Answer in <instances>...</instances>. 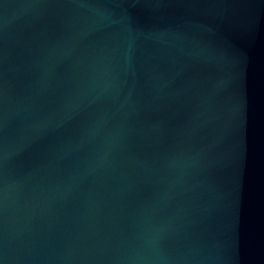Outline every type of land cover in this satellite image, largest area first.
Returning <instances> with one entry per match:
<instances>
[{
    "label": "water",
    "instance_id": "95a60500",
    "mask_svg": "<svg viewBox=\"0 0 264 264\" xmlns=\"http://www.w3.org/2000/svg\"><path fill=\"white\" fill-rule=\"evenodd\" d=\"M0 264H264V0H0Z\"/></svg>",
    "mask_w": 264,
    "mask_h": 264
}]
</instances>
